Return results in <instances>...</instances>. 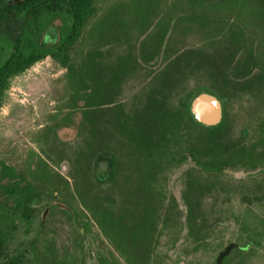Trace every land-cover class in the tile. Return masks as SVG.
Wrapping results in <instances>:
<instances>
[{"label": "rangeland", "instance_id": "1", "mask_svg": "<svg viewBox=\"0 0 264 264\" xmlns=\"http://www.w3.org/2000/svg\"><path fill=\"white\" fill-rule=\"evenodd\" d=\"M89 5L86 25L74 43L59 56H49L8 79L0 107V164L13 168L41 197L34 203L37 212L33 223L16 216L10 221L16 231L10 255L0 264H100L96 257L102 254L99 246L110 251L114 248L116 258L121 252L112 246L104 230L116 229L103 223H97V228L91 218L95 223L97 219L106 223L98 209L126 206L127 192L134 190L139 177L147 176L146 163L140 153L129 151L125 144L133 142L120 136L114 124L102 129L95 142L83 126L77 76L88 53L106 49L112 54V64L116 54L128 51L134 56L106 113L112 121L117 115L134 116L147 92L159 86L160 78L154 71L166 63L147 64L140 56L146 48L150 51L158 45L165 30L167 50L215 48L221 55L228 47L225 42L210 45L209 40L233 30L256 56L264 54L262 0H90ZM204 19L211 25H201ZM45 36L42 39L49 42ZM107 69V65L102 67L106 71L101 72L103 80L112 78ZM230 112L237 139L244 137L240 132L247 128L243 145L262 156L260 167L228 169L219 174L202 171L191 153L188 157L180 153L184 145L177 143V136L170 135L174 140L153 161L155 175L141 185L150 190L143 192L151 196L152 208L158 205L161 209L153 212L154 234L146 245H150L151 264H217L218 255L229 244L246 250L240 254L234 249L225 264H264V110L245 102L243 108L233 107ZM189 132L192 134L193 128ZM97 154L114 156L118 172L114 181L98 183ZM137 165L143 167L142 174L136 173ZM78 199L84 214L82 223L87 224L82 239L81 223L70 216L79 205ZM7 205L4 201L1 207ZM85 239L90 244L83 252L86 261L59 260L65 254L75 256V241L78 244ZM134 247L135 253L142 254L138 243ZM121 248L129 251V247ZM119 260L116 264L132 262L126 257Z\"/></svg>", "mask_w": 264, "mask_h": 264}, {"label": "trees", "instance_id": "2", "mask_svg": "<svg viewBox=\"0 0 264 264\" xmlns=\"http://www.w3.org/2000/svg\"><path fill=\"white\" fill-rule=\"evenodd\" d=\"M89 1L0 0V107L5 98L8 79L12 75L26 71L49 56H59L68 45L74 43L86 25L85 16L91 7ZM204 22L205 25L210 23L204 19L201 25H204ZM227 23L222 24L221 30ZM216 24L219 27L221 22ZM166 33L167 30L155 48L150 51L146 48L141 53L142 62L166 63V67L158 71L153 70L158 73L160 84L147 92L141 108L134 116L117 115L112 121L106 114L114 104L118 81L122 78L121 73L126 70L119 67L120 69L114 71V77L103 80L101 72L106 71L96 70L95 65L112 64V60L109 63L112 54L102 49L83 57L84 67L77 76V86L83 100V126L89 130L93 141L99 140L102 129L109 128L110 123L114 124L120 136L128 137L134 145L137 144L132 153H140L139 157L145 160L144 173L149 179L156 173L157 166L153 161L157 158V153L165 151L174 140L170 135L177 136V143L184 145L180 153L187 157L188 153H191L194 163L202 171L219 174L228 169L255 170L260 167L257 162L262 160V156L256 155V149L243 145L247 128L240 132L244 137L236 138V133L230 125V111L233 107L235 110L243 108L245 102L257 104L260 110H264V54L263 57L256 56L254 51L246 48L243 40H240V34L233 30L213 36L209 40L210 45L225 42L228 47L221 55L215 53V48L214 51L201 48L167 50ZM44 34L49 38V42L42 39ZM116 56L114 64L120 66L128 65L134 57L128 51ZM203 92L215 94L223 102L224 119L217 127L201 125L190 113L191 101ZM191 128L194 131L192 134L189 132ZM139 147L143 149L139 150ZM108 157L97 154L96 169L98 162ZM111 164L117 169L116 160L114 163L111 161ZM137 166L136 173L142 174L143 167ZM0 167V200L8 202V208H2L0 203L1 259L10 233L15 229L9 225L11 214L16 213L19 219L31 222L30 205L37 196V191L27 185L13 168L1 164ZM117 173L115 171V175ZM150 182L151 180H148L146 183L150 185ZM143 183L145 182L138 179L132 192L150 191L148 186L147 189L141 186ZM131 198L134 200L130 206H141L142 196L133 194ZM151 200V196L145 198L147 206L151 205ZM191 212L194 213L193 210ZM147 234L149 235V231ZM233 249L234 244H230L221 251L217 264H223ZM141 253L149 255L150 245ZM131 264L151 262L134 261Z\"/></svg>", "mask_w": 264, "mask_h": 264}, {"label": "flooded vegetation", "instance_id": "3", "mask_svg": "<svg viewBox=\"0 0 264 264\" xmlns=\"http://www.w3.org/2000/svg\"><path fill=\"white\" fill-rule=\"evenodd\" d=\"M103 65H99L96 64L95 68L96 70H102ZM119 67H123L122 69L126 72L130 70L129 65H124V66H120V65H114V64H110L107 65V70L108 73H110V75L112 77H114V71L119 68ZM120 69V68H119ZM122 70V71H123ZM125 72V73H126ZM125 73H121L122 75H125ZM122 80L120 79L118 81L121 82ZM129 139V138H128ZM130 140V139H129ZM131 141V140H130ZM126 147L129 149V151L135 150L134 147H132V145H134V143H126L125 144ZM143 148L139 147V150H141ZM256 155H258L256 153ZM260 155V154H259ZM258 155V156H259ZM108 158L107 159H101L98 162V166L96 169V177L97 180L100 182H105V181H114V179L116 178L115 175V167L112 166L111 161H115L114 156H112L111 154H108ZM262 162V160L258 161V166H260L259 164ZM264 167V165L262 166ZM0 173H1V167H0ZM129 176L126 177L127 180H129ZM146 176L144 177H139V179L143 182H145L146 180ZM127 194H129L128 196L125 197V203L123 207L120 208H115L114 206H112L111 209H105V207L98 209L103 216V218L105 217V219L107 220L106 223L101 222L97 219L96 223L95 221L91 218V221L94 223V225H96L97 228H99L98 224L101 225L103 223L104 227L107 226H111L113 228L116 229V231H122V232H112L110 229L108 228H104V230H106L108 232V235L110 236V240L112 243V246L115 248H118L117 252V258L115 256V253L113 252V249L110 251L109 249H105L103 246H99L100 249L102 250V254H97V258L99 259V263L100 264H116V262H121V260L119 259H125L126 260L128 258V260H130V262H141V261H150L151 260V254L149 255H145V254H137L135 253L136 249L134 246L138 243L140 245V250H144L145 251V247L147 245V242L149 241V238L154 234V226H155V222H154V213L156 214V212H158L159 210H161L159 208L158 205H156L155 208H152V206H147L146 202L144 200V202L140 201L141 206L139 207H135V206H130L131 203V196L133 194H136L134 192H127ZM139 196H142V199L147 198L148 193L146 192H138L137 193ZM41 197L40 193L37 192V196L31 201V205H30V221L31 222H26V223H33L32 219H35L34 214H36V206L34 205L35 200L39 199ZM80 198V196H79ZM4 202V200H0V203L2 204ZM142 202V203H141ZM79 205L75 206L74 211H72L73 215H70L73 217L74 221L77 223H81V231H80V239L84 238V236H82V230H86L87 224L84 222L82 223L83 217L82 215L83 212L82 210V206H80L79 203V199L77 202ZM80 206V207H79ZM114 207V208H113ZM50 208V207H49ZM49 208H47L44 211V215L45 213H47L49 211ZM62 210V209H61ZM14 211L16 212L17 210L14 208ZM92 213L97 214V210H93ZM18 218V215H16V213H14L13 215L11 214V220H15L16 217ZM100 216L98 215L97 218H99ZM21 221H24L23 219H19ZM140 220V222H136ZM25 222V221H24ZM98 223V224H97ZM6 227V226H5ZM11 227H14V225H11ZM15 229L10 233V239L8 244L6 245V248L3 252V255L0 259V262L4 261L7 257H9L10 254H8V250L10 248V245L12 243V239L14 237L15 231H16V226L14 227ZM147 231H149V235L147 234ZM30 248H34L35 244L30 243L29 244ZM100 245V242H99ZM230 245V244H229ZM228 245V246H229ZM80 247V251L78 250V248ZM90 244L89 242L85 239V240H81V242H79L77 244V242L75 241L74 243V248H75V256L71 257V254H65V256L63 258H60L59 260L66 262L65 260L68 261H72V262H76V261H86V257L87 255H85V253L88 251ZM121 246L124 247H129V251H124L123 248H121ZM227 246V247H228ZM121 248V249H120ZM237 248V245L234 244V249ZM233 249V250H234ZM237 249H239L240 254H243L244 251L246 250V248H243L242 246H239ZM232 250V251H233ZM85 252V253H83ZM230 255V254H229ZM95 256V255H93ZM16 259V258H15ZM91 260L93 261V258H91ZM217 263V261H216ZM223 264H225V261L223 262Z\"/></svg>", "mask_w": 264, "mask_h": 264}, {"label": "water", "instance_id": "4", "mask_svg": "<svg viewBox=\"0 0 264 264\" xmlns=\"http://www.w3.org/2000/svg\"><path fill=\"white\" fill-rule=\"evenodd\" d=\"M189 109L193 118L203 126L214 128L223 122V102L215 94L203 92L197 95Z\"/></svg>", "mask_w": 264, "mask_h": 264}]
</instances>
